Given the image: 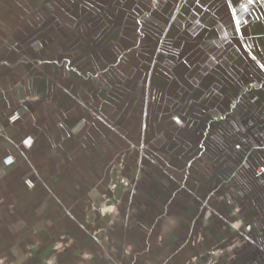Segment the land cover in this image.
I'll return each instance as SVG.
<instances>
[{"label": "crops", "instance_id": "0c3cea01", "mask_svg": "<svg viewBox=\"0 0 264 264\" xmlns=\"http://www.w3.org/2000/svg\"><path fill=\"white\" fill-rule=\"evenodd\" d=\"M201 3L147 0L128 51L74 0H0V264H264V5L237 6L242 35ZM125 135H189L184 165H150L236 189L232 210L177 211L169 176L128 186Z\"/></svg>", "mask_w": 264, "mask_h": 264}, {"label": "rangeland", "instance_id": "374dc122", "mask_svg": "<svg viewBox=\"0 0 264 264\" xmlns=\"http://www.w3.org/2000/svg\"><path fill=\"white\" fill-rule=\"evenodd\" d=\"M66 1V0H65ZM147 0H74V4H77L80 12V19L87 21L88 29L90 31H95L97 38L105 37L110 39L112 42L113 48H117L116 44L122 35L124 30L127 31L128 41L127 47L128 51L134 50L135 47L131 43V37L136 35V24L139 19L141 20L143 15L147 14L143 11L146 8ZM144 18V17H143ZM127 21V28L120 29L116 25H121V22ZM96 25H93L92 23ZM120 29V30H119ZM122 33V34H121ZM105 41V42H106ZM158 46L157 44H155ZM123 46V45H122ZM165 51L158 52L157 62L159 67L167 66V58ZM127 138L122 142H127L128 150V162L129 165H133V169L129 172L128 177L121 178L126 181L128 186L131 185L130 181L134 178H139L143 175V180L150 179L151 174H154L159 179L168 180L169 177H173V186H175V195L180 200H176V209L177 211H182L184 206L182 201L186 196H211L212 201L215 195L223 194L225 197V204H223V210H216L218 212H230L232 210V204L230 201L231 195L236 191L232 187L225 188H196L194 186L189 187L185 183L184 171L177 170L174 172H167L159 170L157 171L156 167H152V163L160 164L167 163V156L161 154L153 155L151 153L153 149H160V151L168 152L169 150L173 153L171 157L175 159L177 165L185 164L184 150L186 145L189 147V135H125ZM196 142V141H195ZM197 145V144H194ZM193 145V149H194ZM196 148V146H195ZM145 151L147 154L142 155L141 152ZM151 164V165H150ZM144 166V167H142ZM144 168V169H143ZM143 169V171H142ZM179 169V168H177ZM170 173V175H169ZM169 176V177H168ZM170 179V180H171ZM235 190V191H234ZM215 202V201H214ZM203 208V212H213L216 206L210 201H207ZM219 207V204L217 205ZM195 210L199 207V204L195 202L193 204ZM214 208V209H213Z\"/></svg>", "mask_w": 264, "mask_h": 264}, {"label": "snow or ice", "instance_id": "6c2138e0", "mask_svg": "<svg viewBox=\"0 0 264 264\" xmlns=\"http://www.w3.org/2000/svg\"><path fill=\"white\" fill-rule=\"evenodd\" d=\"M187 3V0H184ZM198 7L203 8L204 5L201 3V0H194ZM242 2V0H224L225 8L229 11V24L233 25L234 33H241L242 32V22L238 18V11L237 6ZM261 4L264 5V0H246L245 10L247 11V5H254V4ZM234 22V23H233ZM261 67L264 68V64H261ZM177 122L179 123V119L177 118ZM27 143H31V141H26ZM239 147V145H237ZM261 172H264V169H261Z\"/></svg>", "mask_w": 264, "mask_h": 264}, {"label": "built area", "instance_id": "2783aa9c", "mask_svg": "<svg viewBox=\"0 0 264 264\" xmlns=\"http://www.w3.org/2000/svg\"><path fill=\"white\" fill-rule=\"evenodd\" d=\"M20 118H21L20 113H19V112H14V113L10 116L9 119H10V121H11L12 123H14V122H17ZM29 140H30V138H26V139L23 141V145L26 146V147L31 146V145H32V140H30L31 143H27V142H26V141H29ZM259 174L262 175V174H264V172L259 171ZM25 182H26V184H27L29 187H33V186H34V183H33V181H32L31 179H26Z\"/></svg>", "mask_w": 264, "mask_h": 264}]
</instances>
